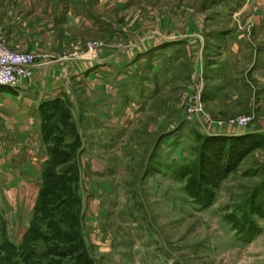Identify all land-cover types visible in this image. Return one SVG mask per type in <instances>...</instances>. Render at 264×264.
Instances as JSON below:
<instances>
[{"label": "rangeland", "instance_id": "1", "mask_svg": "<svg viewBox=\"0 0 264 264\" xmlns=\"http://www.w3.org/2000/svg\"><path fill=\"white\" fill-rule=\"evenodd\" d=\"M0 41L66 57L36 107V193L41 173L52 188L61 177L59 199L79 201L55 210L79 206L83 245L27 237L30 224L18 238L33 220L27 188L20 208L0 198V264H264V0H0ZM240 131L255 143L203 205L179 168L193 172L204 133ZM43 198L36 215L58 220Z\"/></svg>", "mask_w": 264, "mask_h": 264}, {"label": "crops", "instance_id": "2", "mask_svg": "<svg viewBox=\"0 0 264 264\" xmlns=\"http://www.w3.org/2000/svg\"><path fill=\"white\" fill-rule=\"evenodd\" d=\"M61 60L66 58L37 60L31 67V73L20 77L12 86L13 92L9 91L10 88H0V185H3L0 198H7L13 209L20 208L29 188V215L36 197L40 166L46 158L36 107L51 90L58 87L62 78ZM62 71L67 72L66 68ZM29 221L30 216L19 239Z\"/></svg>", "mask_w": 264, "mask_h": 264}, {"label": "trees", "instance_id": "3", "mask_svg": "<svg viewBox=\"0 0 264 264\" xmlns=\"http://www.w3.org/2000/svg\"><path fill=\"white\" fill-rule=\"evenodd\" d=\"M257 134L253 133L252 131H246L241 133H233V134H225V133H216V134H203L200 138V148L197 152L196 160L192 164L194 165L193 172L190 171L188 164L182 165L179 168V175L185 176L186 174V181L183 185V190L190 195L193 199L200 201L203 205L208 204L212 198V190L211 187L216 184V182L223 178L229 171H231L237 162L245 155L254 145V140H256ZM54 155V153H52ZM73 175L75 176L76 170L74 168ZM59 183L57 181L55 185H58V188H52V181H54L52 175L43 174L41 173V179H43V184L41 183L38 192L36 193V197L34 200L33 208H32V218L29 223L30 226L26 230V236L29 237L32 232L37 231L38 234L42 237H57L60 238V241L67 242V246L71 247V250L78 249L83 247L81 243V237L78 233V227L80 225V219L73 214L74 211L78 209L76 207L75 210L69 208L64 210H55L57 205L59 207L62 205H68L67 202H73L74 205H78V197L71 194V197L68 199H59L58 194H67V191L61 187V177ZM56 189L55 192H53ZM51 196L53 201V209L55 214L58 217V220H55L52 217V221L43 222L41 216H37L36 214H41L46 212L42 207V203L44 201L43 196ZM48 202V201H47ZM50 202V201H49ZM258 208V207H256ZM255 210V208H252ZM51 210V211H52ZM78 214V213H77ZM250 219V218H249ZM34 220L38 222L41 220V223H45V231H42L39 225H35ZM252 222V220H250ZM59 224H66L68 226L67 230L61 229ZM248 222L245 220L246 229L248 231L246 237L243 239L248 241L249 239L254 236L255 233H258L257 230L251 229V226L247 224ZM250 223V222H249ZM254 223V222H252ZM1 226H3V221L0 222ZM242 224V223H241ZM74 227V229H72ZM236 225H233V228H236ZM239 227V226H238ZM241 227H244L242 225ZM254 229L258 227L256 223L253 225ZM240 228V227H239ZM67 231V232H66ZM2 232V231H1ZM3 234V233H2ZM24 235V234H23ZM22 235V236H23ZM25 236V237H26ZM24 238V237H23ZM21 239V238H20ZM75 239L78 242H75ZM79 246H75L76 244ZM80 253V252H78ZM76 253V254H78ZM77 257H74V259ZM72 264V263H69Z\"/></svg>", "mask_w": 264, "mask_h": 264}, {"label": "built area", "instance_id": "4", "mask_svg": "<svg viewBox=\"0 0 264 264\" xmlns=\"http://www.w3.org/2000/svg\"><path fill=\"white\" fill-rule=\"evenodd\" d=\"M36 61L31 52L9 48L0 41V85L11 87L16 85L20 76L31 73V67ZM236 121L244 124L246 117H237Z\"/></svg>", "mask_w": 264, "mask_h": 264}, {"label": "water", "instance_id": "5", "mask_svg": "<svg viewBox=\"0 0 264 264\" xmlns=\"http://www.w3.org/2000/svg\"><path fill=\"white\" fill-rule=\"evenodd\" d=\"M241 132H246V131H240V132H235V133H241ZM217 132H215L214 134H216ZM231 134H233V133H231Z\"/></svg>", "mask_w": 264, "mask_h": 264}, {"label": "bare ground", "instance_id": "6", "mask_svg": "<svg viewBox=\"0 0 264 264\" xmlns=\"http://www.w3.org/2000/svg\"><path fill=\"white\" fill-rule=\"evenodd\" d=\"M43 62V61H42Z\"/></svg>", "mask_w": 264, "mask_h": 264}]
</instances>
